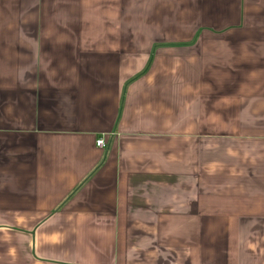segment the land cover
Here are the masks:
<instances>
[{
  "label": "crops",
  "instance_id": "obj_1",
  "mask_svg": "<svg viewBox=\"0 0 264 264\" xmlns=\"http://www.w3.org/2000/svg\"><path fill=\"white\" fill-rule=\"evenodd\" d=\"M0 264H264V0H0Z\"/></svg>",
  "mask_w": 264,
  "mask_h": 264
},
{
  "label": "built area",
  "instance_id": "obj_2",
  "mask_svg": "<svg viewBox=\"0 0 264 264\" xmlns=\"http://www.w3.org/2000/svg\"><path fill=\"white\" fill-rule=\"evenodd\" d=\"M95 146L99 149H104L106 144L104 142V140L101 138V139H97L96 142H95Z\"/></svg>",
  "mask_w": 264,
  "mask_h": 264
}]
</instances>
